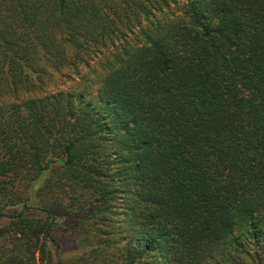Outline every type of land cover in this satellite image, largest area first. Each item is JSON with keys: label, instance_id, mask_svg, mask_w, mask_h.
<instances>
[{"label": "trees", "instance_id": "obj_1", "mask_svg": "<svg viewBox=\"0 0 264 264\" xmlns=\"http://www.w3.org/2000/svg\"><path fill=\"white\" fill-rule=\"evenodd\" d=\"M0 219V264H264V0H0Z\"/></svg>", "mask_w": 264, "mask_h": 264}, {"label": "rangeland", "instance_id": "obj_2", "mask_svg": "<svg viewBox=\"0 0 264 264\" xmlns=\"http://www.w3.org/2000/svg\"><path fill=\"white\" fill-rule=\"evenodd\" d=\"M17 211H19V209H17ZM51 222L53 223V220ZM57 225L54 231V235L58 240L60 249L57 253L54 246L50 247L52 254L51 262L55 263L59 261L60 264H69L78 254H80V249L78 247V233L73 230V227L64 229V227H61V224L58 223ZM4 226L5 223L3 219H0V229Z\"/></svg>", "mask_w": 264, "mask_h": 264}]
</instances>
